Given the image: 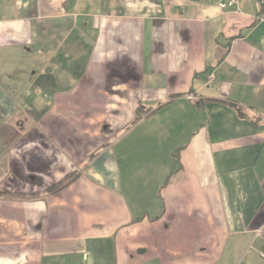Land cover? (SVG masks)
Segmentation results:
<instances>
[{"label": "crops", "instance_id": "crops-1", "mask_svg": "<svg viewBox=\"0 0 264 264\" xmlns=\"http://www.w3.org/2000/svg\"><path fill=\"white\" fill-rule=\"evenodd\" d=\"M2 188L0 264H264V0H0Z\"/></svg>", "mask_w": 264, "mask_h": 264}, {"label": "trees", "instance_id": "trees-1", "mask_svg": "<svg viewBox=\"0 0 264 264\" xmlns=\"http://www.w3.org/2000/svg\"><path fill=\"white\" fill-rule=\"evenodd\" d=\"M159 110V109H158ZM156 110L152 111V109H148L145 110L144 108H139L137 110V116L135 119L134 123H137L138 121H140L144 116H149L152 113H154ZM100 151L95 152L89 159V162L93 161L99 154ZM173 166H174V170H172V172L170 173V175L167 177L166 181H165V185L169 182V180L172 178V176L178 172L181 168L180 166V156H179V151L174 153L173 155ZM77 177L76 174H70L68 176H66L61 182L53 185L52 187L48 188L46 190V192L49 193H58L60 191H62L64 188H66L72 181L73 179ZM0 195L4 196V195H8V196H20V195H29V196H37L40 195L39 193H32V194H22V193H13L10 192L8 190H6L5 188L0 189Z\"/></svg>", "mask_w": 264, "mask_h": 264}, {"label": "built area", "instance_id": "built-area-1", "mask_svg": "<svg viewBox=\"0 0 264 264\" xmlns=\"http://www.w3.org/2000/svg\"><path fill=\"white\" fill-rule=\"evenodd\" d=\"M240 0H225V3L229 6V7H235L238 6ZM213 77H211L210 79H212ZM189 100H194L193 96L188 97Z\"/></svg>", "mask_w": 264, "mask_h": 264}]
</instances>
